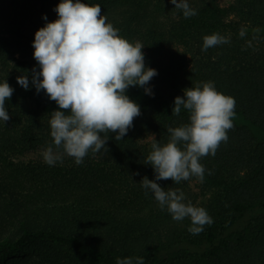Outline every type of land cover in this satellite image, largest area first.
<instances>
[{"label": "trees", "instance_id": "16d2710c", "mask_svg": "<svg viewBox=\"0 0 264 264\" xmlns=\"http://www.w3.org/2000/svg\"><path fill=\"white\" fill-rule=\"evenodd\" d=\"M107 1L141 6L133 0ZM59 2L0 0L12 12L0 25V65L15 71L5 79L14 89L5 105L25 123L20 136L0 128V229L12 226L10 235L0 230V264H27L23 260L31 254L53 264H115L127 257H143L145 264H264V0H236L229 10L208 6L190 18L181 12L169 28L141 35L119 30L128 41L145 46V66L157 75L147 85L152 96L129 87L126 95L141 115L121 140L108 133L111 140L126 145L155 134L163 145L169 127L189 122L183 108L179 116L172 114L174 98L197 83L212 81L236 101L227 142L214 157L200 160L206 170L203 184L211 192L204 209L213 223L198 235L188 232V218L173 220L156 200L130 203L114 170L91 169L75 184L73 171L64 176L60 168H25L9 160L15 145H33L27 135L49 124L50 113L58 110L43 90L37 93L31 78L34 68L39 71L32 55L34 33L57 19ZM230 12L239 20L228 21ZM241 27L246 28L243 37ZM213 33L230 43L202 51L203 37ZM21 75L29 78L28 90L17 84ZM150 151L151 143L144 161ZM146 168L155 175L151 165Z\"/></svg>", "mask_w": 264, "mask_h": 264}, {"label": "clouds", "instance_id": "9594fccd", "mask_svg": "<svg viewBox=\"0 0 264 264\" xmlns=\"http://www.w3.org/2000/svg\"><path fill=\"white\" fill-rule=\"evenodd\" d=\"M185 18L198 14L188 0H169ZM57 19L46 22L34 33L33 58L39 66L32 70L31 84L37 93L41 90L56 103L58 110L50 113L52 144L42 153L49 166L62 162L63 155L81 165L89 151H107L108 133H115L119 141L133 127L141 115L140 106L126 95L129 87L139 86L152 96L149 82L157 75L155 69L145 66L141 42H130L119 34L99 4L81 0H60L54 8ZM47 21V17H42ZM254 28V33H259ZM246 28L241 27L243 37ZM255 38V36H254ZM230 43L218 33L203 37L202 51ZM17 84L28 90L29 78L21 75ZM14 89L4 80L0 82V121L10 119L5 103ZM236 101L215 88L212 81L197 83L184 89V96L174 98L172 114L179 116L182 108L189 113V122L169 127V140L163 145L149 134L151 151L145 164L152 166L154 180L146 176L140 181L175 221L188 218V232L198 235L205 225L213 223L206 209L185 203L182 190H165L155 181L171 180L176 184L195 177L204 181L202 157L215 156L221 143L227 142L228 132L234 127ZM103 134V135H102ZM55 149V151H54ZM138 174V173H137ZM211 174V172H209ZM115 264H145L143 257L117 258Z\"/></svg>", "mask_w": 264, "mask_h": 264}, {"label": "rangeland", "instance_id": "374dc122", "mask_svg": "<svg viewBox=\"0 0 264 264\" xmlns=\"http://www.w3.org/2000/svg\"><path fill=\"white\" fill-rule=\"evenodd\" d=\"M49 1L53 2L54 0ZM104 1L93 0V4L100 5L102 15L106 16L108 22L116 29L120 30L126 27L129 32L135 35H141L147 31L167 29L173 22L179 19L181 14V11L175 9V6L169 0H133L141 4L138 8H135L133 4L131 6L114 5L111 1ZM235 2L236 0H188L189 5L197 10V12L208 6L229 10ZM11 14V9L0 3V25H4L11 17ZM239 18L235 13L230 12L228 21H237ZM16 56L19 57L18 54ZM14 72L11 66L0 65V82H3ZM6 110L9 113L10 119L7 122L0 121L1 130H11L18 136L22 135L24 131L22 127L25 123L20 121L19 117L13 114L7 107ZM27 136V143L33 139V145H24L23 143L15 145V151L11 149L7 154L10 161L25 168L26 166L33 167L32 169L60 168L64 176L73 171L78 175L73 178L75 184L79 181L78 179H82L84 174L88 173L91 169L102 167L109 171L114 170L121 177L119 189L130 203L141 205L147 201L155 200L150 192L145 195L146 190L140 184L141 179L145 176L149 180H154V175L146 168L144 161V149L150 143L148 137L126 145L119 144L108 138L106 142L107 151L103 149L97 153L89 151L81 165H76L73 158L63 155L62 162L58 161L54 166H49L44 162L42 157L45 148L52 144L49 124L45 123L39 128L36 127ZM155 182L165 190L168 188L182 190L186 197L185 203L190 201L198 207L204 208L211 198V192L203 182L201 183L193 177L187 181H181L179 184L171 180H159ZM11 229L12 226H6L0 230L3 234L10 235ZM93 242L92 240L88 241V243ZM46 253L47 251L44 250L43 254ZM23 261L27 262V264H53L51 261L44 260V256L37 254H31Z\"/></svg>", "mask_w": 264, "mask_h": 264}]
</instances>
